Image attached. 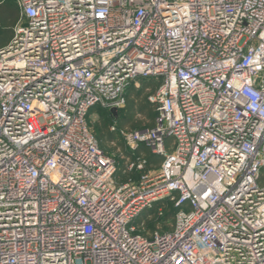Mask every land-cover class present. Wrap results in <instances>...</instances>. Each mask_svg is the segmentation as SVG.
Segmentation results:
<instances>
[{
    "label": "built area",
    "instance_id": "2783aa9c",
    "mask_svg": "<svg viewBox=\"0 0 264 264\" xmlns=\"http://www.w3.org/2000/svg\"><path fill=\"white\" fill-rule=\"evenodd\" d=\"M12 1L0 264H264V0ZM140 79L156 117L118 131L137 174L119 182L91 110ZM163 200L170 228L149 232Z\"/></svg>",
    "mask_w": 264,
    "mask_h": 264
},
{
    "label": "trees",
    "instance_id": "16d2710c",
    "mask_svg": "<svg viewBox=\"0 0 264 264\" xmlns=\"http://www.w3.org/2000/svg\"><path fill=\"white\" fill-rule=\"evenodd\" d=\"M18 19H19V14L16 4L11 0L0 1V30H1L0 47L7 44L12 38L14 26L17 23ZM140 81H141V85L138 90L135 89L133 86H130L128 88L129 92L132 93L133 97H128L127 100L125 101V105L119 109L122 110L124 114H122L117 120L115 119L111 111L107 108L97 107L91 110V112H96V113L100 111H104L107 115L105 120H100V122L91 121L90 129H92V126L96 125V123L100 125L99 133L97 135L95 134L94 135L99 142V146L108 154H110L108 152L109 150L111 152H114L118 149L116 148L115 150V148H112L108 145V143L110 144L116 139L114 132L109 130V126L115 125L116 128L115 132L116 135L119 137L120 135L118 131L120 129H125V127L128 128L127 130L141 128L142 122L136 117L135 113H142L144 115L148 114L146 118L148 120V124L146 125L147 127H151L154 124L156 112L155 110H153L152 108L153 106H151V104H149L146 99L148 92L146 94L143 93L145 87H151L153 85H151V81L148 80L140 79ZM140 96L142 98H139ZM152 110L154 112V115H152ZM118 146H120L117 152L118 155H125L129 158L133 157V155L125 149V145L123 142H118ZM145 157H146L145 158L146 164L148 163L149 160H152L151 156H145ZM117 161H118L117 164L118 174L120 175V173L122 172L121 170L124 169V164H123L124 160L123 159L119 160L117 156ZM132 175L133 173H128L126 175H123L121 178H119V182L126 180L127 177H133ZM262 175H263L262 178L264 179V171ZM160 206L163 208L162 215L157 214V209ZM174 212H175V207L170 201L163 200L158 202L151 209L146 210L143 214L144 216L148 214L151 215V219H148L145 222V229L149 232H152L155 228V225L158 222H160L161 224H165L166 223L165 221H167L170 218L172 219ZM165 228H167V226Z\"/></svg>",
    "mask_w": 264,
    "mask_h": 264
},
{
    "label": "rangeland",
    "instance_id": "374dc122",
    "mask_svg": "<svg viewBox=\"0 0 264 264\" xmlns=\"http://www.w3.org/2000/svg\"><path fill=\"white\" fill-rule=\"evenodd\" d=\"M0 1H3V0H0ZM12 1V0H11ZM0 34H1V30H0ZM146 92V91H145ZM143 102H144V100H143ZM151 107V106H150ZM153 108V107H152ZM153 110H154V108H153ZM153 110H152V115H154V112H153ZM122 114H124V112L122 111V110H117V113H116V116H114L115 117V119L117 120ZM145 116V119L147 118V116H148V114H146V115H144ZM107 117V115H106V113L104 112V111H100V112H98V113H94L93 114V118H94V120L96 121V122H100V120H105V118ZM143 119V118H142ZM115 126V125H114ZM113 125L112 126H109V130L110 131H112V132H114V134H115V137H116V139H115V141H113V142H111L110 144L108 143V145L110 146V147H112V148H115V150H116V148H118L116 151H114V152H111L110 150L108 151L110 154H113L115 157H116V159H117V156H118V159L119 160H122V156L121 155H118V150H119V148H120V146H118V142H123V139L122 138H120L119 136H117L116 135V132H115V130L114 129H112V127H114ZM92 132H93V134H95V135H97L98 133H99V131H100V125L99 124H97L96 123V125H93L92 126ZM124 143V145H125V149L127 150V151H130L129 149H128V147H127V145L125 144V142H123ZM124 168H125V164H124ZM124 169H122L121 171H123ZM145 171H146V169H145ZM122 172L120 173V178L122 177ZM133 176V178H136L137 177V174L135 175V174H133L132 175ZM171 221H172V219L170 218V219H168L167 221H165L166 223L165 224H156L155 225V228L158 226V227H162L163 226V229H169L170 228V223H171ZM167 226V228H165Z\"/></svg>",
    "mask_w": 264,
    "mask_h": 264
},
{
    "label": "crops",
    "instance_id": "0c3cea01",
    "mask_svg": "<svg viewBox=\"0 0 264 264\" xmlns=\"http://www.w3.org/2000/svg\"><path fill=\"white\" fill-rule=\"evenodd\" d=\"M140 85H141V81L139 80L138 82H137V84H133L132 86L135 88V89H139V87H140ZM148 88L149 87H145L144 88V90H143V93H147L148 91ZM146 91V92H145ZM128 97H133V95H132V93H130L129 92V89L126 91V100H127V98ZM139 98H142L141 96L139 97ZM120 109V108H119ZM118 110V109H117ZM94 113H96V112H92V121H95L94 120V118H93V114ZM136 114V117L139 119V120H141V122H142V124H141V127H145L147 124H148V120L147 119H145V116H144V114H142V113H135ZM143 118V119H142ZM125 129H128L127 127H125ZM130 152V151H129ZM136 154L137 155H140V156H142V157H144V158H146L145 156H151V159L152 160H149L148 161V163L146 164V166H145V169H146V171H151V170H155L156 168H158V166H159V164H160V161H161V157L160 156H158V155H155V154H152L145 146H140L139 147V149L136 151ZM111 155H113V154H111ZM122 156V155H121ZM123 160H124V162H123V164H125L126 163V161L128 160V159H130L129 157H127V156H125V155H123L122 157H121ZM136 175V174H135Z\"/></svg>",
    "mask_w": 264,
    "mask_h": 264
},
{
    "label": "water",
    "instance_id": "95a60500",
    "mask_svg": "<svg viewBox=\"0 0 264 264\" xmlns=\"http://www.w3.org/2000/svg\"><path fill=\"white\" fill-rule=\"evenodd\" d=\"M111 113L116 116V113H117V109L116 108H111L110 109Z\"/></svg>",
    "mask_w": 264,
    "mask_h": 264
}]
</instances>
